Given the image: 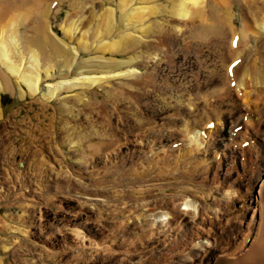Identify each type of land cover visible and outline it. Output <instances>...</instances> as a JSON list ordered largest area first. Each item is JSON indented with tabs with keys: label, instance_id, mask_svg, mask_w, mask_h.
<instances>
[{
	"label": "bare ground",
	"instance_id": "obj_1",
	"mask_svg": "<svg viewBox=\"0 0 264 264\" xmlns=\"http://www.w3.org/2000/svg\"><path fill=\"white\" fill-rule=\"evenodd\" d=\"M102 1L0 0V92L55 101L37 138L54 142L56 163L67 146L76 164L56 173L38 148L52 182L20 184L88 207L63 239L75 255L44 243V257L21 264H74L79 253L91 256L83 264H264V0ZM67 4L57 39L51 20ZM102 221L113 233L97 243Z\"/></svg>",
	"mask_w": 264,
	"mask_h": 264
},
{
	"label": "rangeland",
	"instance_id": "obj_2",
	"mask_svg": "<svg viewBox=\"0 0 264 264\" xmlns=\"http://www.w3.org/2000/svg\"><path fill=\"white\" fill-rule=\"evenodd\" d=\"M118 1L120 2V0H103L102 1V7L105 3H107L106 9H108L114 3L118 4L119 3ZM97 8H98L97 6H95V8H92V12H94V14H96L95 9H97ZM69 10H70V4L69 5L67 4L63 8V10L59 13L57 18L56 19L54 18L51 20L55 25L54 34H55L56 38L58 37L57 39L60 38L63 40L65 38L63 36L64 35L63 30L60 29V25L62 23H64L66 16H68L67 14H69ZM116 22L118 23V25H120L119 20H116ZM91 26H93V25H91ZM112 28H110V30L108 31V35L112 36V34L114 33ZM87 29H89L88 25L84 29V32L89 31ZM73 45L75 46L76 44L74 43ZM52 82H53L52 80L44 82V84H45L44 86H47L48 84H53ZM93 89L98 91L97 94H94V95H96L95 97H97L98 101L101 103H105V105L108 107V109H111L113 106V102L111 100H109L110 98L102 90L96 89V85L93 87ZM64 95H65V93L63 94V96ZM55 104H56L55 101H53V102L49 103L48 105H45L43 103V101L42 102H35L30 97L28 99L19 101L18 99L13 97L8 92H0V105H1V111H2L1 118H0V130H2L3 128L5 129V131L3 130L0 133V138H4L6 140V143H4V145L1 146V143H0V176L2 178H4V176L9 177L10 183H11L7 186H4V184H0V186H3L4 190H6V194L3 192V190H2V192L0 190V260L4 261V262L2 261L3 263L1 262L2 264H8V263L9 264H15V263L21 264L22 261H26V260L34 262L38 258L44 257V256H41V254L43 253V250H44L43 249L44 243H47L48 245H50L52 243L51 245L56 247V251H58L60 249V251H58V253H59V255H62L63 258L72 257L73 254L75 255L76 251H78V249H76V248H72V249L70 248L72 245H69V243H71V242H65V241H67V240L70 241L71 239H73L75 237L74 231L76 229L74 228V226L68 225L69 219L73 216H76V215L77 216L74 218L78 219V222L80 221V223L84 221L83 218L85 219V217L83 215H85L84 212H86L88 210V207L83 205L82 201L81 202L79 201V199H81V198L80 197H69L66 194V192L62 191V190L59 193L54 194L49 187L46 188L47 189L46 191L51 190V193L46 192L45 189H43L41 191L39 190L38 192H35V193H31L30 192L31 189L29 188V186H27V183L21 185L23 183V181H21V180H24L25 175H27V174L31 177L34 176V178H38L37 174H40L41 180L43 178L42 181L46 185L52 182L51 181V179H52L51 172L49 171V169H45L46 167H43L42 163L40 164L39 161L36 162L37 161L36 155L34 156V154H35V152H37L38 148L42 149V144L44 143L43 139L37 138L39 136H42V134H40V132H39L40 127L42 125L44 127H47V126L49 127V124L51 123V121H50L51 118L55 117L57 115V114H55L56 113ZM56 117H58V116H56ZM64 117H66V116L64 115ZM220 119H222V118H220ZM44 129H46V128H44ZM209 129H214V128H209ZM222 132L223 131L216 132V133L220 134ZM213 134H215V133H212V135ZM230 135H231V132L228 129L226 141L228 140ZM40 138H42V137H40ZM256 139H258V138H256ZM252 141H255V139ZM47 142H48L47 145L45 147H43V149H42L43 150L42 158H45L46 163L49 164L50 167H48V168L54 167L56 169V173H59L58 168H59V163H61L62 167H64L62 169H65L66 167L70 166L69 168H71V169L74 168V170H76V164H75L74 159H72L70 157V155L67 153V152L70 153L71 149L67 148V146L61 148L60 150L62 151V153H64L65 157L62 158L61 157L62 155L60 154L59 155L60 157L56 158V160H58L59 163H56L57 161H55L53 159V155L55 156L57 153L53 154L54 151H51L52 150L51 146L54 145V142H51V141H47ZM255 143H257V141ZM245 146L247 147L248 144H246ZM257 148H259V141H258L257 147L254 148L252 150V152H254L255 149H257ZM67 150H70V151H67ZM38 156H39L38 158H41L40 155H38ZM27 163L28 164L30 163V164L28 165ZM36 163L39 165L40 170H42V171L38 170V173L34 167L37 165ZM204 163L207 164V161H205ZM52 165H54V166H52ZM102 168L104 171L105 167H102ZM238 172L243 174L244 173V167L239 169ZM23 175H24V177H23ZM2 178L0 179V183L2 181ZM234 178H237V173L234 176ZM44 179H45V181H44ZM18 182H19V184H18ZM239 182H244V181L237 179L235 182L236 186L238 185ZM9 188H10V191L8 190ZM37 189H40V188H37ZM43 191H45V192H43ZM50 198L52 201L50 200ZM53 198H55V200H53ZM54 203H56V204H54ZM182 209L186 210L187 207L183 206ZM28 213H30V214H28ZM35 214H36V216H35ZM64 216H65V218H64ZM19 217H26V218L25 219L22 218L23 220L21 221V220H19ZM94 217L97 218V212L96 211H94ZM11 218H12V220L16 219V221H11L10 220ZM40 221H42L43 224L46 225L43 227V228H45V227L46 228L44 229V231L42 233L39 231V228L36 226V224ZM23 222H25V223L23 224ZM52 225H53V229H54L53 230L54 235H52L53 237L50 236L51 233L50 234L48 233V231L51 230L50 227H52ZM100 225H102V226H100ZM104 225H106V223L104 221H102L101 224H99V225L96 223L92 224L93 231H95V233H98V236L96 238L97 243L99 241L102 242V240H103L102 237H105V236L109 237L113 233V230H110L109 226L107 227ZM96 227H97V229H96ZM59 230H61V231H59ZM65 237H67V238H65ZM63 239L65 241H63ZM14 244H16V245H14ZM24 244L28 245V246H25ZM109 244H112V242L109 241L108 246H109ZM101 245L102 244H100L99 246H101ZM61 246H63L64 248L61 249ZM15 247H17L16 248V254L17 255L16 254L10 255L11 250L15 249ZM22 247H23V249H22ZM7 249L9 252L7 251ZM29 250H30V252H29ZM127 250H131V247H129ZM28 253H30V254H28ZM101 253H103L102 250H101ZM79 254H80V257H78V259L77 258L74 259V262H75L74 264H83V263H81V261L83 260L84 257L88 258V256H89V258H91V256L88 254H84L83 256L81 255V253H79ZM19 258H21V259H19ZM27 258H29V259H27ZM33 258H34V260H33ZM13 259H14V262H13ZM48 262L49 263H47V264H55L54 262L52 263V261H48ZM178 262H181V260H176V258H175L174 263L176 264Z\"/></svg>",
	"mask_w": 264,
	"mask_h": 264
}]
</instances>
